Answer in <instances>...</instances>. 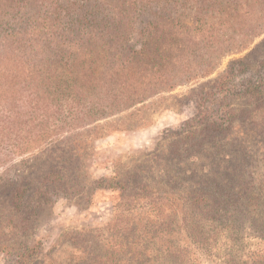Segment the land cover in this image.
Segmentation results:
<instances>
[{"label": "trees", "instance_id": "trees-1", "mask_svg": "<svg viewBox=\"0 0 264 264\" xmlns=\"http://www.w3.org/2000/svg\"><path fill=\"white\" fill-rule=\"evenodd\" d=\"M263 35L264 0H0L4 204L12 212L34 214L58 190L80 185L88 151L110 126L101 121L210 78L224 58ZM248 58L231 60L205 89L192 92L196 113L186 121L188 133L179 139L185 148L175 151L178 170L169 182L161 186L135 175L139 181L130 184L120 173L94 181L96 189L120 193L112 236L130 234L134 216L159 215L169 204L179 234L185 228L205 234L199 238L208 245L205 254L226 264H249L245 257L264 264L263 214H256L253 237L260 245L251 257L243 249L223 250L220 235H231L215 232L226 227L227 218L229 232L241 226L245 232L244 213L264 196V171L256 166L264 157L226 150L235 134L264 135V59L262 73L248 77ZM233 93L249 102L233 107L225 102ZM214 104L225 111L222 117ZM30 160L37 172L26 175ZM126 249L105 264H127ZM36 251L20 254L18 263ZM167 251L178 264H195L182 246Z\"/></svg>", "mask_w": 264, "mask_h": 264}, {"label": "rangeland", "instance_id": "rangeland-1", "mask_svg": "<svg viewBox=\"0 0 264 264\" xmlns=\"http://www.w3.org/2000/svg\"><path fill=\"white\" fill-rule=\"evenodd\" d=\"M248 54V77L261 74L259 63L264 59V35L249 49L224 58L218 71L210 78L180 86L173 92L101 121V124L109 123L110 126L101 129L99 138L88 151L89 157L81 172L82 183L58 190L52 202L43 205L36 213L12 212L10 206L4 204V196H0V264H105L126 248L130 249L125 255L127 264H178L176 258L167 256V250L176 246L188 250L195 264H226L222 259L204 253L208 245L199 239L205 238L204 233L201 237L186 228L181 229L180 234L176 231L169 204L167 211L159 215L134 216L130 223H135L136 230L129 231L130 234L121 230L119 235L112 236L109 225L113 222L120 193L96 189L94 181L120 173L130 179V184L139 181L135 175H139L141 181L158 182L161 186L169 182L178 170L174 161L175 151L177 147L185 148L179 139L188 133L186 121L196 113L192 92H201L210 79H215L227 69L231 60ZM229 99L225 102H230L237 109L249 102L246 96L238 93L231 94ZM212 106L215 115L222 117L225 111H220L215 104ZM235 135L237 138L226 141L228 153L237 156L261 154V158L264 157V135L250 132ZM28 157L31 159L33 156ZM202 160L210 162L206 158ZM35 163V160H30L26 175L37 172ZM256 166L263 172L264 159ZM252 202L251 211L244 213L245 232L242 226L236 232H229L227 224L232 222L227 220L229 218L222 221L225 228L220 225L215 231L231 235V239L226 238L227 234H223L221 239L220 235L218 246L223 250L235 247V250L243 249L250 257L256 254L260 242L253 237L258 230L255 220L260 217L257 213L264 216V196L259 195ZM33 247L37 248L36 254H27L29 260L18 263L20 254ZM244 259H248L249 264L253 263V259Z\"/></svg>", "mask_w": 264, "mask_h": 264}]
</instances>
